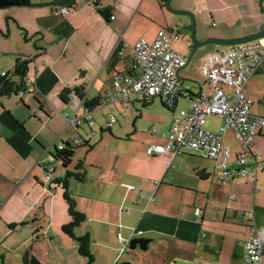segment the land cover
Segmentation results:
<instances>
[{
    "label": "crops",
    "instance_id": "1",
    "mask_svg": "<svg viewBox=\"0 0 264 264\" xmlns=\"http://www.w3.org/2000/svg\"><path fill=\"white\" fill-rule=\"evenodd\" d=\"M48 1L67 0H30L29 3ZM90 1L74 0L56 8L15 6L19 9L13 17L25 29L26 35L37 39L40 49H35L32 54L7 52L15 55L13 65L7 62L8 67H13L15 59L21 55L32 60L28 64L22 93L28 94L27 99L23 100L21 94L2 97L6 100L19 98L22 107L16 101L5 103L0 99V244L14 235V251L19 258L28 253L42 264H58L66 261L65 256L71 252L78 264L86 262L77 254L74 241L61 229L70 217L62 196L63 188L56 181L71 171L82 173L81 181L71 177L68 186L70 191L72 183L75 184L74 192H70L76 208L85 216L73 232L76 236L87 234L90 246L99 243L98 253L107 250L114 264L119 263L116 252L119 248L114 246L112 235H117L116 243L122 245L120 249L124 252L139 249L131 248L129 242L132 239L149 240L146 249H139L143 261L148 264H248L243 259V252L249 238L250 221L246 215L228 208V196L236 193L241 206L253 207L259 235L264 240V176L261 188L257 185L258 176L256 183L245 177H235L221 184L214 177L215 167L184 165L180 157L183 151L174 155L146 153L149 144H162L163 134L168 131L174 114L189 107L186 97H197L208 89L201 67L208 56L222 50L223 46L212 44L211 50L207 45L197 49L191 58L195 59L194 63L187 67L190 60L179 70L181 88L173 107H167L159 96L151 98L146 105L142 103L145 107L158 98L173 114L164 131H160L157 124L163 111H160L162 114L143 112L135 107L137 102L132 101L107 106L100 105L99 101L112 88L115 75L132 73L128 50L119 53L122 44L132 45L139 38L150 41L161 27L168 26H153L145 37H137L131 25L134 19L144 18L140 12L150 0ZM258 1L199 0L210 19L223 23L222 28L214 29L208 37L237 38L261 30L264 17ZM62 7L67 8L66 13H60ZM98 9H104L107 16ZM233 15L241 22L236 29L227 26ZM199 26L198 38L204 39L203 26ZM188 40L190 38L180 37L173 43V49L189 56L192 46L186 44ZM260 40L262 42L264 37ZM196 67L203 81H196L191 91L186 90L182 81L194 77ZM249 81L244 87L247 96ZM65 89L68 90L66 100L60 96ZM84 106L90 108L92 126L85 122L78 127L67 126L63 114L82 115ZM104 107L107 109L103 120L96 122L94 111ZM131 107L139 111L142 122L137 120L126 127L117 119L122 117L124 122L129 121L126 110ZM109 115L116 116L117 124L107 128L105 123ZM82 125H86L85 136L78 134ZM68 127L71 129L67 132ZM106 131L109 134L106 135ZM137 134L139 136L135 137ZM76 135L80 140L71 162L66 168L57 166L50 183L44 184L42 163L47 160L48 153H54L57 141L69 143ZM95 135L96 139L92 140ZM136 138L142 141L138 149L135 144L133 150L132 145L138 142ZM157 139L162 142H156ZM119 141L129 143L123 149L116 148L113 153L100 151L90 157L97 145L105 147ZM81 144L84 147L78 149ZM230 149L234 165L240 149L234 154ZM254 150L261 153L264 161L263 136L256 137ZM195 153L206 158L201 152ZM254 184L258 191L252 196ZM127 185H133L135 189L128 190ZM151 195L155 200L149 202ZM196 208L203 210L200 219L195 215ZM93 258L95 260L94 255ZM124 261L132 264L129 260Z\"/></svg>",
    "mask_w": 264,
    "mask_h": 264
},
{
    "label": "built area",
    "instance_id": "2",
    "mask_svg": "<svg viewBox=\"0 0 264 264\" xmlns=\"http://www.w3.org/2000/svg\"><path fill=\"white\" fill-rule=\"evenodd\" d=\"M66 12V7L60 9V13ZM113 17L112 15L111 18ZM179 38L178 29L161 27L150 41L139 38L132 45L124 42L119 53L128 50L133 65L132 73L115 75L112 88L101 97L99 104L107 106L121 102L125 105L129 101L143 103L159 96L167 107H173L181 88L178 72L187 63L186 57L173 49V43ZM186 44L191 46V41L188 40ZM263 64L264 44L260 39L223 46L222 50L208 56L201 67V73L210 86V92H200L193 98L187 96L189 107L174 114L168 131L163 134L165 142L149 144L146 153L154 155L168 152L174 155L185 150L201 152L216 163L213 174L218 183L224 184L235 177H245L256 183L259 171H264V165L261 153L254 150V144L258 135L264 137V116L252 112L253 102L244 93V87L260 71ZM5 74L6 72L0 73ZM22 93L23 91L19 92L21 95ZM83 108L82 115L63 114L65 124L78 127L85 122L91 127L93 119L90 108ZM209 116L223 120L218 131L214 132L205 127L206 118ZM115 121V116L109 115L106 127H111ZM227 131H231L240 144V153L233 166L228 165L231 149L223 139V133ZM79 140V137L74 136L71 142L58 143L54 145V149L61 151L66 144L73 149ZM61 163L54 153H48L47 160L42 163L44 184L50 183L51 175ZM127 189H135V186L127 185ZM257 191L254 184L252 196ZM236 197V193L228 196V208L246 215L250 221L243 259L248 264H263L264 240L259 235L254 209L252 206H241ZM148 200L154 201V195ZM122 209L128 211L126 206H122ZM194 212L200 219L203 210L196 208ZM118 238L121 239V236Z\"/></svg>",
    "mask_w": 264,
    "mask_h": 264
},
{
    "label": "rangeland",
    "instance_id": "3",
    "mask_svg": "<svg viewBox=\"0 0 264 264\" xmlns=\"http://www.w3.org/2000/svg\"><path fill=\"white\" fill-rule=\"evenodd\" d=\"M199 0H172L171 1V7L172 8H186L191 13H193L196 23V35H198V27L199 25L203 26V34L208 37L210 32H215L214 29L216 28H222L223 23L221 21H218L217 19L213 18L210 19L209 15L207 16V13L205 12L204 5L202 3L198 2ZM178 6H184V7H178ZM19 9L15 6L3 8L0 9V72L1 70H9L13 65V59L15 55L7 54V52H15L18 53H27L32 54L36 50L33 48L32 42L33 39L31 35H26L25 29L21 27V25L18 24L17 19L13 17V13ZM144 15V18L141 19H134L132 23L131 29H133V32L137 33V37H145L153 28V26H168L170 28H176L180 32V37L182 38H189L190 32H191V20L186 15L182 14H175L168 10V8L165 6V0H150L148 4H146L142 11L140 12ZM214 22V23H213ZM231 22V23H230ZM229 22L230 27H234L235 29L240 27L241 22L238 20L235 15L231 17V21ZM200 23V24H199ZM22 28V29H21ZM238 31V29L236 30ZM233 31V32H236ZM216 32H219L217 30ZM141 34V35H139ZM183 40V39H182ZM264 41V40H263ZM208 50H211L212 47H214L212 44L207 45ZM33 51V52H31ZM207 59V58H206ZM205 59V60H206ZM194 58L188 63L187 67L192 65L194 63ZM204 60V61H205ZM10 61V65L8 67L7 62ZM198 62L196 66L199 64ZM194 78V79H193ZM249 83L247 85L246 92L248 93V97L252 99V112L264 116V64L262 68L260 69V72H257L254 76H252L249 79ZM196 81H203V78L198 73V69L196 67V71L194 72V77L187 78L186 80H183L182 82L185 85V89L191 91V87L194 88L196 86ZM38 90V89H36ZM37 91H31V93H36ZM205 92H210V86L208 84V89H206ZM245 93V91H244ZM38 95V94H37ZM28 94L25 93L24 95H21L23 100L27 99ZM19 98H11L10 100H6V98H2L1 101L8 103V102H18ZM31 101H34L33 98H31ZM19 103V102H18ZM139 110L141 111H148V113L153 114H162L160 111H163V115L160 116L162 119H160L159 123L157 124V127L160 131H164V127L170 122V117H172L173 114L170 113L169 109L165 107L158 98L152 103H149L147 106H143L142 103H135ZM19 106L21 104L19 103ZM22 107V106H21ZM106 107L104 108H97L96 111L93 113V117L95 118L96 122H101L103 120L102 116L106 111ZM126 114L130 116L129 121L124 122L122 117H119L117 121L121 122L124 126H130L134 121H141V118H139V111H136L133 107L128 108L126 110ZM6 115V114H5ZM108 115V114H107ZM115 116V115H114ZM7 118H10L9 115H6ZM116 118V116H115ZM6 119V118H5ZM142 122V121H141ZM223 120L216 117V116H209L206 118V124L205 127L211 131H218V127L220 124H222ZM115 123L114 125H116ZM156 126V125H153ZM96 127H94L95 129ZM71 129V127H68L67 132ZM96 130V129H95ZM86 131V125H82L78 129V134L85 136ZM88 131V129H87ZM107 132V131H106ZM109 134L108 132L106 135ZM139 135H135V137H138ZM224 139L226 142L230 145L232 148V153L234 154L236 151L240 149V144L238 140L234 137L231 131H227L223 133ZM76 137H78L76 135ZM96 135L92 138V140L96 139ZM80 138V137H79ZM138 141L137 143H134L132 145L133 150H135L134 146L138 144L140 141H142L139 138H136ZM156 142L161 141L160 139L155 140ZM60 141H57L59 143ZM162 142V141H161ZM165 140H163L162 143H164ZM129 141H119L118 144H110L105 147H103L101 144L97 145L95 147V150L93 153H91L90 157H93L96 155V152H104L106 153H113L116 148H124L127 146ZM84 145H79L78 149H82ZM77 149V150H78ZM53 150V149H52ZM239 152V151H238ZM78 155V154H77ZM75 156L74 160L76 162L78 156ZM180 157H182V160L184 161V165H188L189 167H215V162L211 159L203 158L198 153L192 152V151H183L182 154H180ZM233 159V155L231 159L228 162L229 166H233V163L231 162ZM91 160V158H89ZM235 160V159H234ZM247 161H250V159H247ZM261 164V162H260ZM262 165H264V161L262 162ZM59 169V167H58ZM264 176V171H260L258 173V187H262V178ZM72 182H74V179H71ZM70 191L74 192L75 184L72 183V186L70 187ZM4 227H7L6 225ZM15 236L7 237L5 242L3 244H0V264H23V258L18 257L17 253L14 251V245L13 240ZM111 239L113 242H115V247L119 248L116 252L119 253V263L123 264L124 260H129L132 262V264H148V262L143 261V254L139 249H136L135 251H130L129 249H126L124 252L120 248H122V245H118L116 243L117 235H112ZM99 243H97L95 246H90V250L92 254L95 256V260L91 264H114L113 261H111L112 255L109 256V252L103 251L101 253H98L99 249ZM8 248V249H6ZM60 251V250H59ZM58 251V253H59ZM62 253V251H60ZM114 252V254L116 253ZM63 255V254H62ZM64 257V256H63ZM66 261H59L58 264H78L77 261H75L74 257L72 256V253L69 252L68 255L65 256ZM64 258V259H65ZM117 263V264H119ZM48 264V263H46Z\"/></svg>",
    "mask_w": 264,
    "mask_h": 264
},
{
    "label": "trees",
    "instance_id": "4",
    "mask_svg": "<svg viewBox=\"0 0 264 264\" xmlns=\"http://www.w3.org/2000/svg\"><path fill=\"white\" fill-rule=\"evenodd\" d=\"M30 0H0V6L5 5H25L28 4ZM99 12L106 17L107 12L104 9H98ZM31 57L29 56H18L15 59L14 66L11 70L7 71L5 75H0V99L2 97H10L12 95H19L20 91H23L26 81V75L28 71V64L31 62ZM254 76V75H253ZM68 90L65 89L61 92L60 96L64 100ZM147 102H143L146 105ZM88 106V105H87ZM75 148L71 149L67 144L66 147L61 151L54 150L56 159L60 160L62 163L60 167L66 168L71 162V158L74 154ZM78 169V167H77ZM75 178L79 181L82 180V173H73L67 171L66 175L62 179H58L56 182L60 183L63 188V199L67 204V212L70 217L69 221L61 226L62 231L71 238L76 244L77 254L86 259L84 264H91L94 261L93 254L90 250V239L87 234L76 236L73 232L74 227L78 226L84 221L85 216L76 208V201L69 191L68 180L69 178ZM250 229V225H249ZM149 240L147 239H132L129 244L131 248L138 247L139 249H146ZM23 264H42L35 256L26 253L23 256ZM129 264V263H123Z\"/></svg>",
    "mask_w": 264,
    "mask_h": 264
},
{
    "label": "water",
    "instance_id": "5",
    "mask_svg": "<svg viewBox=\"0 0 264 264\" xmlns=\"http://www.w3.org/2000/svg\"><path fill=\"white\" fill-rule=\"evenodd\" d=\"M74 0H67V1H48V2H43V3H36V4H25V5H5V6H0V9L3 8H8V7H13V6H45V7H49V8H56L59 6H65L68 5L70 3H72ZM171 1L172 0H165V6L168 8L169 11L175 13V14H182V15H186L187 17L190 18L191 20V32H190V41H191V46H192V51L189 54V56L186 57L187 62H189L192 58V56L195 54L196 50L208 45V44H213L217 47L219 46H228V45H235V44H240V43H244V42H249L252 40H259L262 39L264 37V26L262 27L261 30H259L256 33L253 34H249V35H245V36H241V37H237V38H217V37H205L204 39H199L196 35V23H195V18L193 13H191L188 9L186 8H172L171 7ZM263 2L264 0H259L258 1V5L259 8L263 14L264 17V6H263ZM26 32V31H25ZM32 37H30L31 39ZM32 45L34 47V49L39 50L40 47L37 46V39H34L32 42ZM218 50V49H217ZM217 52V51H216ZM24 92V91H23Z\"/></svg>",
    "mask_w": 264,
    "mask_h": 264
},
{
    "label": "bare ground",
    "instance_id": "6",
    "mask_svg": "<svg viewBox=\"0 0 264 264\" xmlns=\"http://www.w3.org/2000/svg\"><path fill=\"white\" fill-rule=\"evenodd\" d=\"M262 43L264 44V41L262 40Z\"/></svg>",
    "mask_w": 264,
    "mask_h": 264
}]
</instances>
